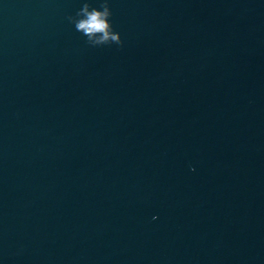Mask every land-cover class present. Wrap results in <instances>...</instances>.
Returning a JSON list of instances; mask_svg holds the SVG:
<instances>
[{
    "label": "water",
    "instance_id": "1",
    "mask_svg": "<svg viewBox=\"0 0 264 264\" xmlns=\"http://www.w3.org/2000/svg\"><path fill=\"white\" fill-rule=\"evenodd\" d=\"M84 2L0 0V264H264V0Z\"/></svg>",
    "mask_w": 264,
    "mask_h": 264
},
{
    "label": "clouds",
    "instance_id": "2",
    "mask_svg": "<svg viewBox=\"0 0 264 264\" xmlns=\"http://www.w3.org/2000/svg\"><path fill=\"white\" fill-rule=\"evenodd\" d=\"M112 16L108 0H104L100 8L91 7L85 0L75 16L68 17L75 30L86 37L92 46H102L110 43L122 45L121 36L113 30L110 22Z\"/></svg>",
    "mask_w": 264,
    "mask_h": 264
}]
</instances>
